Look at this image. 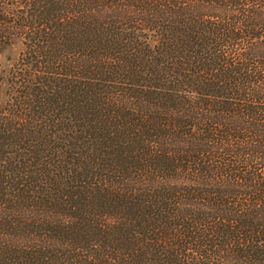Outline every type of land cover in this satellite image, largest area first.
Segmentation results:
<instances>
[{
    "label": "trees",
    "instance_id": "obj_1",
    "mask_svg": "<svg viewBox=\"0 0 264 264\" xmlns=\"http://www.w3.org/2000/svg\"><path fill=\"white\" fill-rule=\"evenodd\" d=\"M0 264H264V0H0Z\"/></svg>",
    "mask_w": 264,
    "mask_h": 264
},
{
    "label": "rangeland",
    "instance_id": "obj_2",
    "mask_svg": "<svg viewBox=\"0 0 264 264\" xmlns=\"http://www.w3.org/2000/svg\"><path fill=\"white\" fill-rule=\"evenodd\" d=\"M17 51H18V47L13 46L11 48H6L0 54V70H2L3 72H5L7 70V68L9 67L11 62L15 59ZM0 84L3 85L2 82ZM1 98H2V95H1V90H0V100H1Z\"/></svg>",
    "mask_w": 264,
    "mask_h": 264
}]
</instances>
